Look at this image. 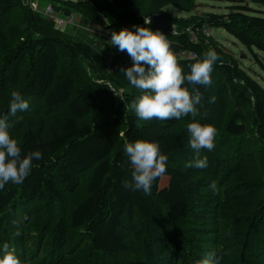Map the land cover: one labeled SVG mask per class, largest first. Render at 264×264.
I'll use <instances>...</instances> for the list:
<instances>
[{"label": "trees", "instance_id": "obj_1", "mask_svg": "<svg viewBox=\"0 0 264 264\" xmlns=\"http://www.w3.org/2000/svg\"><path fill=\"white\" fill-rule=\"evenodd\" d=\"M49 1L103 28L159 13L177 27L179 35H166L175 55L202 59L211 49L218 60L211 84L196 86L203 99L195 117L142 121L129 108L141 93L121 71L132 66L126 52L105 58L20 0H0V118L8 116L22 155H43L21 184L0 189V246L9 243L21 264H197L210 252L219 264H264V87L203 33L220 27L264 53V16L243 5L184 19L163 10L188 12L195 0ZM176 57L188 74L194 57ZM12 91L29 104L15 117ZM193 121L217 130L213 150L199 153L205 169L185 166L196 156L186 128ZM125 140L155 142L168 157L149 195L123 186L133 171Z\"/></svg>", "mask_w": 264, "mask_h": 264}, {"label": "clouds", "instance_id": "obj_2", "mask_svg": "<svg viewBox=\"0 0 264 264\" xmlns=\"http://www.w3.org/2000/svg\"><path fill=\"white\" fill-rule=\"evenodd\" d=\"M149 23L150 20H145V25ZM133 27L134 31L122 28L110 34V45L120 52H126L132 60L131 67L121 69L124 78L141 93L129 104V108L142 121L180 120L189 114L195 117L196 105L201 104L203 99L196 86L207 87L211 84L212 68L218 60L217 53L210 49L203 53L202 59L194 57L195 62L189 65V72L185 74L166 35L149 27ZM234 83L242 85L244 82L237 79ZM28 108L29 104L22 94L12 91L8 115L15 117L17 112H24ZM11 127L7 115L0 118V189L9 182L21 184L30 174L33 161L43 158L38 150L22 155L17 140L10 136ZM186 128L190 134L189 146L195 150L196 156L185 166L205 169L208 159L206 156L200 158L199 153L201 149L213 150L217 130L211 124L195 121L187 123ZM124 151L133 171L131 182L124 181L123 186L149 195L153 182L167 171L168 157L161 153L157 143L146 140H125ZM210 187L215 191V182ZM16 235L19 236L20 232L17 231ZM0 264H21L14 248L7 242L0 246ZM197 264H219V258L215 252H210Z\"/></svg>", "mask_w": 264, "mask_h": 264}, {"label": "rangeland", "instance_id": "obj_3", "mask_svg": "<svg viewBox=\"0 0 264 264\" xmlns=\"http://www.w3.org/2000/svg\"><path fill=\"white\" fill-rule=\"evenodd\" d=\"M20 1L24 6L29 7L32 11L47 17L49 20H52L55 28L63 31L66 36L84 40L96 51L100 52L105 58H108L115 50H117L116 47L110 45V34L112 31L119 32L122 28L100 27L90 21L83 20L82 16L76 11L70 12L73 14L74 22L60 24L57 22L56 16L66 19L68 14L59 10L56 12V16H47L41 13L45 6L51 4L49 0ZM32 3L35 4L34 8L32 7ZM195 3L196 7L188 12L181 11L172 5L164 6L163 10L170 13L173 17L184 19L191 16L201 17L208 12L223 14L230 10L231 5H243L248 7L246 10L248 13L264 16V5L251 2L250 0H195ZM145 19H148V17H144L143 21ZM127 28L131 30L132 26H128ZM185 30L190 36H192L191 32L193 31L190 26L186 27ZM172 33H177L176 25H173ZM203 33L205 35H209L216 42H218L225 53L234 56L238 60L240 67L264 87V53L253 48V52H255V54H253L252 51L248 50L237 39L220 27H207L203 29ZM90 174L91 169L82 173V186Z\"/></svg>", "mask_w": 264, "mask_h": 264}, {"label": "built area", "instance_id": "obj_4", "mask_svg": "<svg viewBox=\"0 0 264 264\" xmlns=\"http://www.w3.org/2000/svg\"><path fill=\"white\" fill-rule=\"evenodd\" d=\"M32 7L34 8L35 7V4H33L32 3ZM41 13H43V14H45V15H47V16H56V11H54L53 9H52V7H51V5H47V6H45L43 9H42V12ZM56 20H57V22L58 23H63V24H67V23H72V22H74V17H73V14L72 13H70V14H68V16L66 17V19H64V18H59V17H57L56 16ZM145 20H148V19H145ZM145 20L143 21V22H140V23H138V24H136V25H138V26H141V27H147L146 25H145ZM135 26V25H134ZM151 29V28H150ZM131 30L132 31H134L135 29H134V27L132 26V28H131ZM151 30H153V31H156V30H154V29H151ZM191 32V31H190ZM191 34H192V36H190V38L192 39V40H196V36H195V34L193 33V32H191ZM183 54H182V53ZM178 57H181V58H191V57H194L195 56V53L194 52H192V51H186V50H180V51H178L177 52V54H176Z\"/></svg>", "mask_w": 264, "mask_h": 264}, {"label": "water", "instance_id": "obj_5", "mask_svg": "<svg viewBox=\"0 0 264 264\" xmlns=\"http://www.w3.org/2000/svg\"><path fill=\"white\" fill-rule=\"evenodd\" d=\"M151 27L162 32L164 35H170L172 33L173 25L170 21L164 19L159 13L152 14L148 17Z\"/></svg>", "mask_w": 264, "mask_h": 264}]
</instances>
